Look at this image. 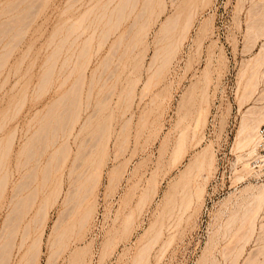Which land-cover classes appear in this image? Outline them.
<instances>
[{
    "label": "rangeland",
    "instance_id": "obj_1",
    "mask_svg": "<svg viewBox=\"0 0 264 264\" xmlns=\"http://www.w3.org/2000/svg\"><path fill=\"white\" fill-rule=\"evenodd\" d=\"M103 1L98 0L99 7L96 0H0L1 23L5 21L4 19L7 17L6 20H9V18L13 19L14 16L19 17L18 22H16L17 18L13 19L14 23L17 24V29L14 27L16 31L12 32V34L9 33L10 36L6 34L3 41L0 40V53L4 52V55L0 54V58L2 59V63L0 60V125L3 124L4 126L0 132H2V144H4L6 137L10 133L16 131V141L13 142L11 161H13L15 150L18 149V146L20 147L22 140L24 141L23 133L28 126L29 118L30 122L32 121L31 128L33 130L36 128V124H33L37 123V120L39 123L41 116H52L51 110H53V108H59L56 104L57 102L55 103L57 107H53L55 106L54 102L58 98H56V96L62 94L67 87V84L56 87V72L52 83L43 81V76L50 62L47 60H49V53L52 52L53 43L56 41L59 42V37L61 36L62 38L64 36L65 25L67 30L70 29L67 25L72 24V19H76L77 21L79 15L81 16L85 13L84 10L86 7L88 8V10L86 8L87 13L90 16L86 20H91V17L95 15H93V12L89 13V11L95 6V3H97L96 7H93L94 10L91 11H95L96 14L97 11L95 9L98 6L99 10L98 8L97 10L99 12ZM143 1L145 0H140L139 5H141ZM177 1V8H184V11L180 18L181 25L174 29V34L172 33L173 37L172 35L170 37L172 38L171 40L176 41V43L179 41V43H177L178 45H175V48L177 46L174 51L176 54H173L175 57L171 56L172 63L169 62L170 64L167 65L168 67L161 68V70H156L157 68L155 67L149 68L147 65L156 47L155 39H157V35H160V31L158 30L160 21L174 10V5L170 7L172 3H170V0H167L168 8L161 12L158 18L159 12L156 11L162 9V1L159 2V0H154V9L157 8L153 12V16H151L152 21L150 22V26H147L151 28H146V40L144 39L142 42L143 44L138 47L142 54H144V56L142 54L140 55L141 52L139 51V57L143 58L146 56L142 60L143 63L138 66L139 68H132L133 70H130V66H127L125 69H119L120 75L118 79H116V75L109 76L108 70H105L100 81L95 84L90 97L92 104L89 105L87 109V104H85V109L81 113V119L92 112V115H90L93 117L90 121L92 126L90 125L91 127L88 128H91L89 130L90 134L98 130L96 129V125L98 122L104 121V118L105 121L107 120V124L110 123L107 127L110 128V130L107 128V130L103 129V137L101 136V140L108 137L107 134H111V137L105 138V141L102 140L101 145L103 147H99V149L103 148V151H105L103 152L100 150L102 155L106 153L105 158L104 155L103 157L101 155V160L103 159V172L101 174L99 173L100 177H98L99 174L96 175V178L99 179L95 180L97 183H95L94 187H92L93 183H91V185L89 184L90 190L92 189L93 191H90L85 205H83V208L80 207V210L77 211L78 213L70 214L71 216L65 214L68 212L71 213L70 211L66 212L67 209L71 208V205L69 204L70 206L67 205L68 207H65V203L63 202L64 205L61 203L63 199H59L54 204V207L51 205L48 208L49 211L47 210V213L49 215L47 214L45 217H49L47 220L44 218L46 224L44 222L39 226L40 229L37 230H34L36 227L35 224H31L34 236L42 230L41 226H45L42 227L43 230H45L42 236L43 240L40 241L41 245H39L40 252L37 256L38 260H35V264H134V257L138 253V250L140 251V248L142 249L144 247L146 240L148 241V239H152L151 236H154V234L150 235V231H156L158 228H163L161 232L162 236L160 235V238L156 239L157 242L155 239V241H148L150 244L151 242L153 243V241L155 243L154 245L151 244L152 247L148 248L150 249V254L148 257L146 253V257L149 259L148 262L144 260L143 264H249L250 262L248 261H250L252 256L254 260L257 255L259 256L256 258V261L258 258H264V244H262V242L264 243V231L262 232V230H264V225H262L263 229L259 227L264 222V203L260 206L262 208L256 212L258 213L257 216L255 213L256 218L253 220V222L255 221V224L253 223L254 226L256 225L254 228L255 232L247 229L248 232L245 233L247 226L246 224V227L244 226L243 221V224L241 223L244 215L243 213L246 210L245 208L249 205L248 202H251V200L254 199L253 195L258 193L257 191L263 187L264 145L260 143L261 139L258 138L257 150L251 155L250 153L248 155V148L246 145L245 147L237 145L238 139H243L245 136V134H243L244 132L240 133V131L244 119L243 117H246L248 114V107H251L252 104H264V50L261 51L262 54L261 52L257 53L261 48L260 45H262L260 42L264 41V33L261 35V31L263 32L264 30V27H262L264 26V19L262 20V17L264 18V12L262 11L264 10V0H211L206 4H201L202 2L200 0H195L199 3L196 8V14L194 13L193 15L194 19L191 23L192 26L188 28L190 30H187L188 32L186 31L185 33L181 32V28H183L182 25L186 14L190 10L191 4L189 0H183V2L182 0ZM114 3L115 2L112 4ZM158 3L161 4L159 5ZM90 5L92 6L89 9ZM199 6H201V8ZM15 10H18L17 12L22 16L18 13L14 14L16 12ZM8 12H13L14 15L11 16ZM208 18L210 22L207 20ZM127 21H129V19ZM204 21L209 28L207 30L201 27ZM256 21L257 23H254ZM256 24L257 26L259 25L258 29L260 28L259 30L257 29L258 31L255 30L257 28ZM250 28H254L253 30L258 32V34H256L258 36L254 35L255 33L253 30L252 32L250 31V33ZM261 28L263 30H261ZM15 29H13V31ZM59 30L62 32H57ZM53 31L57 35L54 34ZM59 33H62V35L60 34V36H58ZM52 34L56 35V37H54L55 42L53 41ZM179 34H184L183 36L186 37L180 36V38H178ZM114 36L115 35H113L111 39ZM1 41L3 44L5 42L6 45L4 44V46ZM109 41L104 45L101 52L94 55L87 71L88 82L91 77L92 69L100 63L99 57H103ZM78 42L80 43V41ZM95 42L94 44L97 43ZM166 42L167 41H164L163 43ZM79 43H76V45L81 46ZM160 43L161 42L157 45ZM14 44L17 45L8 53L7 50H5L6 46H13ZM68 45L69 44L66 46L68 47ZM76 45H73L72 48H75ZM79 46H76V49H79ZM172 46H174V44ZM72 48L70 50H72ZM64 50L63 54L64 52L66 53L68 49L66 48ZM79 51L80 49L77 53H79ZM5 52H7L6 55ZM75 54L73 58H75ZM256 54L259 55L258 60ZM77 56L80 61L86 60V56L82 54H80V56L77 54ZM260 56L263 60L260 59ZM61 58L62 57H60L59 62ZM4 59L5 61H3ZM100 67L103 68L101 65ZM252 69L257 74L259 73L257 75L258 82L255 84L253 82H255L256 78L254 81L253 78L256 77V73ZM135 76L136 79L137 77L139 78L137 79L139 81L134 79ZM75 77L76 73L71 76V80H74ZM105 78H108V80L103 82ZM246 79L249 80V82L247 80V83L251 84V86L248 85L250 88H246ZM134 81H137L134 92L128 97L127 92ZM88 82L84 88L83 96H86L84 98L85 101L88 100ZM191 87L194 88L195 95L189 103V105L192 106L188 108V116L186 114L187 117L185 119L186 123L193 122L195 107L198 106L201 96L204 95L203 93H205V95L207 94V98L209 97L208 122L205 127L206 137L202 145L209 144L210 142L216 156L214 155V165H212L211 169L209 170L206 168L203 170L204 173H208L207 179L205 180L202 175L198 176L199 178L197 181L199 180L203 185L205 183L201 191L203 192L201 193L202 195L198 194V197L197 195H193L192 199L196 203L192 201L191 208L188 206V209H190L184 212L181 211L184 207L182 206L184 200H182L181 203V197L183 196L182 199H185L191 189L195 188V184L197 186L199 183H195L194 181L193 184L192 182L194 187L191 183V186L189 184L185 185L184 180L180 178L181 172L184 170L190 157L195 151L201 148V146L194 147L191 145V148L189 146L188 152L184 157V162L177 163L175 159L176 163L172 165L175 160L172 159V162L170 158L174 155L175 140L176 136L178 137L177 133H179L178 131L180 129L178 127H181L182 123L186 124L184 119V122L182 121L181 124H176L179 118L178 101H180L183 94L191 89ZM244 88L248 89V96L246 97V94H242V92L246 93ZM143 89L145 91L144 94H142ZM108 92H110L109 94H111V96L106 98L105 94ZM240 95H244V98ZM257 101L259 102L257 103ZM98 102L101 104L103 103L102 106ZM263 104L261 106H264ZM46 113H48V115ZM35 116H37L36 119H34ZM128 116H132V119L130 120V124L124 126L121 124L123 122L122 119ZM263 122L264 120L260 122V125ZM85 132L88 131L86 130ZM164 137L168 138L166 139L167 141ZM108 139L109 142H107ZM106 142L107 145L104 147ZM73 147L66 165L71 164L74 153L77 152L76 148H78V144H74L73 142ZM117 154H119L118 157H116ZM114 155L115 158L113 157ZM98 157H100V155H98ZM245 160L249 162V165L247 163L249 173L243 169ZM88 163L85 161V165L83 166H86ZM12 164L13 163H11V166H13ZM115 165L117 166L115 167ZM67 167L68 166H66V169ZM93 168L94 167L91 169ZM112 168L115 171H112ZM238 173L240 175L244 174L242 175L243 177L240 178ZM42 175L41 168L38 170L37 182H40L42 178L44 179ZM67 175L65 179L66 183L64 184L66 187L68 186ZM17 176H19V174H17ZM149 177H151L152 180ZM200 177L206 182H203V179ZM154 182L157 183L155 184ZM150 184L151 186L149 187ZM145 187L148 189L147 192L150 191L152 193L151 196H148V193H145L146 191H142L146 190ZM154 187L156 188L154 189ZM184 188L186 189L183 191ZM50 189L49 187L47 191H40L41 193H39L38 198L33 202V206L26 211L24 220L33 218L37 212L38 205L43 201L46 193ZM153 189L155 193L152 191ZM143 192L145 195L142 194ZM178 192L179 194L182 193V195H175ZM185 192L186 196H184ZM252 192L256 193L253 194ZM141 194L146 196L142 198L143 200L148 196V200H144L146 203L143 200V202L140 201L141 199L139 200V198L142 197ZM171 197L174 198L173 201ZM61 198L63 197L61 196ZM3 200L4 197H2L1 204ZM176 202L182 206V208H180L181 210L179 209L184 213L181 214L183 215L182 217H180L181 212H179L178 208L176 209L174 207L175 205L178 206ZM246 203L247 205H245ZM1 204L0 228H3V218L8 210L7 207L3 204L1 206ZM168 204L170 208L175 209L174 211L177 210L175 213L173 211V218L171 215L167 214V211H172V209L168 207ZM165 205L170 210H167ZM180 205L179 207H181ZM63 207L66 208H64L65 212L62 210ZM84 207H90L92 209L90 214L91 217L88 218L86 222L87 225L85 224L83 227L84 229L82 228L80 231L76 227L78 233L76 228H74L76 232H73L69 224L78 220L77 218H79L80 214L85 209ZM136 207L139 209L133 210ZM59 209L63 211L62 213L65 214L66 217L60 214L61 212ZM183 209L185 210L187 208L184 207ZM164 210L168 217L165 216L166 214L163 215L165 213ZM79 212L81 213L79 214ZM131 212L134 215V217L132 215L133 220L129 216ZM176 213L179 215H175ZM160 214H162L163 217H160ZM60 215L63 217H60ZM67 215L69 217L73 215V217L68 218ZM169 216L171 217L170 221L174 220L176 216L177 222L175 220L174 222L166 221V219H169ZM56 217L65 218L63 222H67V225L63 223L62 225L61 222L60 224L57 222L55 223L54 220L57 219ZM128 218L129 220H127ZM70 219L73 220L71 221ZM53 221L60 227V230L66 227L72 230V233L70 232V236H72H69V247L67 246L68 248L66 247V249L59 252L58 250H56L57 252L54 251L56 249L55 247V249L53 248L54 243L50 244V242L55 239L53 233L57 234L53 230L56 226L53 224ZM161 223H163V227ZM168 223H171L172 226L170 224L168 225ZM173 223H176V226ZM51 225L52 227L54 225V227L52 228ZM57 229L55 231H59ZM51 230H53V232ZM49 231H51V234L54 236V239H52L53 237L50 235L52 237H50V241H48ZM155 231H152V233H155ZM251 231L253 232V234L251 233L252 235L249 233ZM34 236L32 235L29 237V242ZM247 236L250 237L248 238ZM106 242H110V244L108 245ZM147 244L146 246H149ZM257 244L259 246H257ZM261 248L262 251L260 250ZM148 249H145V251ZM257 250H260V253ZM23 252V249L18 252L15 248L11 263L16 264L19 262L18 264H20V258H22L21 255H23ZM50 252L51 254H49ZM82 253L84 254L82 255ZM248 254L251 255L249 256ZM246 255L250 259H247ZM13 257L15 260H13ZM16 257H19V259ZM256 263L259 264V262Z\"/></svg>",
    "mask_w": 264,
    "mask_h": 264
},
{
    "label": "bare ground",
    "instance_id": "obj_2",
    "mask_svg": "<svg viewBox=\"0 0 264 264\" xmlns=\"http://www.w3.org/2000/svg\"><path fill=\"white\" fill-rule=\"evenodd\" d=\"M160 1H162V4L160 3L162 5V7H161L162 9L160 11H156V12H159L158 18L160 16V13L165 11L168 8V4L166 2L167 0H159V2ZM170 1H171L170 3H172L170 5V7L172 5H174V8H173L174 10L172 9L173 12L171 14H168L163 20L160 21V25L158 26L159 27L158 30L160 31V33H159L160 35L159 36L157 35V39H155L156 41L154 40L156 47L154 49V52L151 56L149 63L147 64L149 66V68L155 67V68H157L156 70H158V69L161 70V68L162 69L165 68L168 64H170L169 62L172 61L171 56H173V54H176L174 51L177 48V46L175 48V45H178L177 43H179L178 38H180V36L184 35V34L180 35L181 32L185 33L187 30H190L188 28L190 26H192L191 23H192V20L194 19L193 15L196 12V8L198 7V4H199V3H197L198 1L196 2L195 0H189L191 7L185 16V20H184V23L182 25L183 28H181L182 30H181L180 34L178 35V38H177L178 42L176 43V41L171 40L172 38H170V37H171V35L173 37L174 31H175L174 29L181 25L180 18H181V15L183 14L184 8H177V6H178L177 0H170ZM200 1L202 2L201 4H206V3H209L211 0H200ZM96 2H98V0H96ZM113 2H115V3L112 4ZM139 2H140V0H104L101 3V9L99 12H98V10H99L98 6L100 7L99 2H98V4L94 2L95 6H93V7L95 8L96 4H97L98 10H97V8L95 9L97 11V13L95 14V11H91V10H94V8L93 7L91 8L92 5H90L89 9L91 8V10L89 11V13L93 12L94 13L93 15H95V16L92 15L93 17H91V20L90 19L86 20L88 17H90L89 14L87 13L88 8L86 7L87 10L85 8V10H84L85 13L82 14L81 16L79 15V19H77V21H76V19L73 20L71 18L73 21L72 24L67 25L70 29L67 30L66 29L67 27L65 25V30H64L65 34L63 33L64 36L62 38L60 36V34L62 35V33L58 34V36H60L59 40L57 38V40L59 42H57V41L55 42V39H54V37H56V35H57L56 33H54V31L57 29H55L53 31V33L56 35L52 34L53 37H52V35H51V37L53 38V41L55 43H53V47L51 49L52 52H50L48 55L49 60H47V61H50V62H49V65L47 66V70L43 76V81H47V83H49V82L52 83L54 81V74L56 72V74H55V81H57L56 87H61V85L67 84V87L64 90V92L62 94H59L58 96H56V98L58 97L57 99L55 98L56 101L54 102V104L57 102L56 104L59 106V108H56V109L53 108V110L49 109V110H51L52 116H41V118L39 119V123L37 120L38 124L37 123L33 124V125L36 124V128L33 130L31 128V126H32L31 122L32 121L30 122V118H29L28 126L25 128V132L23 133L24 141L22 140V142L20 143L21 144L20 147L18 146V149L15 150L13 161H11V155H12L13 142L16 141V131L10 133L6 137V139H5L6 141L4 144H2L3 135H2V132H0V202L2 201V197H4L2 204L5 207H7V210H8V212L5 210L7 212V214H5L4 215L5 217L3 218L4 219V225H2V226H4V227L0 228V230H1L0 231V264H10L11 263V259H12V256L14 254L15 248L18 252L22 249L24 250L23 255H21L22 258H20V264H33V263L35 264V260H38L37 256L40 252L39 251V248H40L39 245H41L40 241L43 240L42 236L44 235V230H45V229L43 230L42 227H45V226H41L42 230H40L38 232V234H36L34 236V234L32 232V228H31V226H32L31 224L34 223L36 226L34 230L40 229L39 226L45 222L44 218H46L45 216L48 214L47 213L49 211L48 208L51 205H52V207H54L55 206L54 204L59 199L60 200L63 199V201H61V203L64 202L65 205H64V203H63V205L65 207H68L67 205H69V204L71 205V206L69 205L71 207L70 208L71 210L67 209V211H66V212L70 211L71 213L68 212L65 214L70 215V214L78 213L77 211L80 210V207L83 208V205H85L86 199H88L87 196H89L90 191L91 192L93 191L92 189L90 190L91 183H93L92 187H94L95 183H97V181H95V180L99 179V178H96V175H98L99 173L101 174L103 172V170H102V160L103 159L101 160V155H102L101 151H103V148L99 149V147L102 146L101 145L102 140H104L105 138L107 139L108 137L109 138L111 137V134H107L108 137H105L104 139L101 140V136L103 137L102 131H103V129L104 130H107V129L110 130V128H107L110 123L107 124V122H106L107 120L105 121V118L103 119L104 121L99 120L100 122H98V124L96 125L97 126L96 129H98V130H96L95 132L90 134L89 130L91 128L90 129H88V128L92 126L90 124L91 119H93V117L90 116V115H92V112H91V114L89 113L88 116H85L84 118L82 117L83 119H81V113L85 109V104H87L86 109L89 105L92 104L90 97H91V94L93 92V88L95 87V84L100 81V79L102 78L101 76L103 75V72L105 70H108L109 76L116 75V79H118V77L120 75L119 69H121V68L125 69L127 66L131 67L130 70L132 68L136 69L139 65H141V63H143L142 60L146 56L143 58L139 57V51L141 52V50H139L138 47L143 44L142 42L144 41V39L146 40V33H147L146 28H149L147 26L148 25L150 26V24H151L150 22L152 21L151 16H153L152 14H154L153 12L155 11V9L157 7L154 9V7H155V6H153L155 4L154 0H145V1H143L144 3L141 2L142 3L141 5H139ZM182 2H183V0H182ZM199 7L201 8V6H199ZM15 11L16 12L14 14L18 13L17 12L18 10H15ZM170 11H171V9H170ZM262 11L264 12V10H262ZM186 12H187V10H186ZM8 13L11 14V16L14 15L13 12L12 13L8 12ZM6 15H8V14H6ZM20 16H22V15H20ZM261 16H262V14H261ZM16 18H17L16 22H18L19 17H15V16L13 17V19H16ZM6 19H4L5 21H3L2 23L0 22L1 23L0 24L1 25L0 26V34H1L0 40H2V41L4 40V38H5L4 36L6 34H9V33L12 34V32H15L17 29V24L14 23V20L12 18L11 19L9 18V20H6ZM128 19H129V21H127ZM263 19L264 18L262 17V20ZM207 20L210 22L209 18ZM257 21L254 23H257ZM260 23H261V21H260ZM14 24H15V26H14ZM200 24H201V22H200ZM263 24H264V22H263ZM252 25H249V26H252ZM258 26L256 24L257 28L254 27V28H256L255 30L258 29ZM14 27H16V29ZM201 27L203 29H206V30L209 29L207 27L205 21L202 23ZM262 27H264V26H262ZM18 28H19V26H18ZM13 29H15V30L13 31ZM250 29H249V32L250 31L252 32L253 29H251V30ZM60 30H63V29H60ZM60 30L57 32H62ZM261 30H263V29L261 28ZM67 31H69V32H67ZM253 32L255 33L254 35L258 34V32L256 33L254 30H253ZM261 33H262L261 35H263L264 30H263V32L261 31ZM82 35H84V36H82ZM113 35H115V36L111 39V37ZM9 36H10V34H9ZM256 36H258V35H256ZM80 37H81V39H80ZM183 37H186V36H183ZM182 40H183V38H182ZM182 40H180V41H182ZM2 41H1V43H2ZM78 41H80V43ZM107 41H109L107 50L103 54L102 58L99 57V59H100L99 64L101 66H103V68L100 67L99 64H97L92 69L91 77H90L89 82H88V79H87L88 78V73H87L88 67H89L94 55L101 52V50L104 48V45H106ZM162 41L163 42L167 41V42L163 43ZM94 42L96 44H94ZM159 42H161L163 44L160 43L159 45H157ZM76 43H79L81 46L76 45ZM260 43L262 45H260L261 48L259 49V51H257V53L264 50V41H262ZM4 44H5V42H4ZM67 44H69L68 47L66 46ZM173 44H174V46H172ZM16 45L17 44H14L13 46L7 45L5 50H7V52L9 53L10 51H12L14 49V47ZM73 45L80 47L79 53H77L79 49H76V46H75V48H72ZM65 47L68 50H66V53L64 52V54H63V51H65L64 49H66ZM71 48H72V50H70ZM7 52H5V55ZM176 52H177V50H176ZM3 53H0V54L4 55ZM62 54H63V56H62ZM74 54H75V56H74L75 58H73ZM77 54H79V56H80V54H82L83 56H86L85 57L86 60L85 61L78 60ZM141 54H142V52L140 53V55ZM261 54H262V52H261ZM142 55L144 56V54H142ZM256 56H257L256 58L258 60L259 55L256 54ZM60 57H62V58L59 62ZM129 57H130V59H129ZM173 57H175V55ZM72 58L73 59L77 58V59L73 60ZM260 59H261V56H260ZM263 59H261V60H263ZM0 60L2 63L1 58H0ZM3 61H5V59ZM248 65H250V64H248ZM252 65H253V63H252ZM245 69H246V67H245ZM244 71H246V70H244ZM254 72H253V74L255 75L256 72L255 73ZM74 73H76V77L74 80H71V76ZM250 74H249V77H250ZM258 74L256 73V77H254V75H253V77H254L253 81L256 78L255 82H253L254 84L256 82H258V76H257ZM108 78L103 79L104 80L103 82L107 81ZM134 79L137 80L139 78L137 77V79H136V76H135ZM151 79H152V77H151ZM248 79H246V86H247V87L245 86L246 88H250V87H248V85L251 86V84L247 83ZM250 80H251V78H250ZM137 81H139V80H137ZM137 81L136 82L134 81V83L132 82V86H130L131 88L127 92L128 97L130 95H132V93L134 92V87H135ZM87 82L89 83L88 95H87L88 100L85 101L84 98L86 96L84 97L83 95H84V88H85V85ZM248 82H249V80H248ZM253 85H252V87H253ZM246 88H244L246 93L242 92V94L243 93H244V95L246 94L245 97L248 96L247 95L248 89H246ZM144 92L145 91L143 89L142 94H144ZM109 93L110 92L105 94L106 98L108 96H111V94H109ZM203 94L204 95L201 96V100H200L198 106L195 107V110H194L195 116L193 118V122L191 121L192 123L187 122L188 123L187 124L185 119L188 116V114H187L188 108H190L192 106V105L190 106L189 103L194 98V95H195L194 88L191 87V89H189L187 92H185L183 94L180 101H178L179 102V106H178L179 118H178V121L176 124H181L183 119L185 120L186 124L182 123L181 127L180 126L178 127L180 129L178 131L179 133H177L178 137L176 136V140H175V148L173 150L174 155L170 159L171 160L176 159L177 163L184 162V157H185L186 153L188 152L189 146H190V148H191V145L194 147L201 146V148H199L198 150L196 149L197 151L194 150L195 153L193 152L194 154L193 155L191 154L192 156L190 157L189 161L186 163L184 170L181 172L180 178L184 180L185 185H187V184L190 185V183L192 184V182L194 184V181H195V183L196 182L199 183L197 186L195 184V188H193L194 185L192 184L193 189H191V191L189 192L188 196L185 197V199L184 198L182 199L183 196L181 197V203H182V200H184V203H182L183 204L182 206H184L187 209L184 210L183 209L184 207L182 208V206L178 202H176V203H178V206L175 205L174 207L176 209L178 208V210L180 208H182V210L181 209L180 210L184 211V212L191 208L190 206L192 205V201H194L192 199L193 195H195V196L197 195V197H198V194L203 193L201 191L203 190L202 188H204L205 183L203 185L202 182H199V180L197 181V179L199 178L198 176L202 175L205 180L207 179L208 173H204L203 170L206 168H208L209 170L211 169L212 165H214L213 163H214V159L216 156L214 154V151H213L214 149H212L210 142H209V144L207 143L206 145H202L203 141L205 140V137H206L205 127H206L207 122H208V98H209V97L207 98V96H208L207 94L206 95H205V93H203ZM244 95L243 96L240 95V96L244 98ZM203 96H204V98H203ZM195 100H197V99H195ZM162 101H163V99H162ZM100 102H103V101H100ZM100 102H98V103H100ZM258 102L259 101H257V103ZM52 104H53V101H52ZM56 104H55V106L50 105V104L49 105L53 106V107H57ZM100 104H98V105H100ZM102 104H101V106H102ZM262 104L260 103V105H257V104L256 105L252 104V106L250 105L251 107H248V109H247L248 114L246 115V117H243L244 119H243L242 128H241L240 133L244 132L243 134H245V136L243 139L239 138L238 139L239 141L237 140L238 141L237 145L238 146H244V147L246 145L248 148L247 149L248 155H249V153L251 155L254 151L257 150L256 149L257 140H259L258 138H260V136L258 135V129H259L258 127L260 125V122L264 120L263 119L264 118V115H263V112H264L263 107L264 106H261ZM101 106H99V107H101ZM50 108H52V107H50ZM192 110H193V108H192ZM191 113H190V115H191ZM46 114L48 115V113H46ZM186 114H187V116H186ZM36 117L37 116H35L34 119H36ZM131 117L130 116L125 117V118L123 117L124 119H122L123 122L121 124H123L124 126H127V124H130V120L132 119ZM31 118H32V116H31ZM190 120H191V118H190ZM93 125H94V123H93ZM3 127H4L3 124H1L0 130L3 129ZM30 129H31V131H30ZM86 130L88 132H85ZM106 133H108V132H106ZM164 139L166 140L168 138L164 137ZM73 142H74V144L75 143L78 144V148H76L77 146L75 147L77 152L74 153L71 164L66 165V162H67V160H68V158L72 152V148H74ZM107 142H109V139L107 140ZM107 142L105 143L104 147H106ZM119 150H118V153L120 154ZM106 151H108V150H106ZM103 152H105V151H103ZM116 153H117V151H116ZM105 154L103 153L104 158H105ZM119 154H117L116 157H118ZM98 155H100V157H98ZM103 155H102V157H103ZM115 155L113 156L114 158H115ZM176 160H175V162H173V160H172V162H173L172 165H174V163H176ZM85 161H87V163L88 162L89 163L86 164V166H83V165H85L84 164ZM95 161H96V163H95ZM104 162H105V159H104ZM172 162H170V163H172ZM11 163H13L12 165L14 166V168H13V166H11ZM247 163L249 165V162H247V160H245V166H243V169L246 172L249 169ZM117 165H115V167ZM126 165H127V163H126ZM66 166H68L67 169H66ZM92 167H94V168L91 169ZM41 168H42V173H43L42 176H44V179L42 178L43 179V180L41 179L42 181L40 180V182L39 181L37 182L36 180H37L38 170H40ZM243 169H242V171H243ZM112 171H115V170L112 168ZM16 173L19 174V176H17ZM154 173H156V172H154ZM247 173H249V171ZM100 174L98 175V177H100ZM66 175L68 176V180H67L68 186L67 187L64 185L66 183L65 182ZM242 175H244V174L240 175L238 173V176L240 178L243 177ZM149 178H151V177H149ZM203 178H201V179H203ZM201 179H200V181H201ZM204 179L202 180L203 182L205 181ZM151 180H152V178H151ZM152 183H153V181H152ZM150 186H151V184L149 185V187ZM153 186H156V185H153ZM47 187L48 188L50 187L51 189L46 193V196L44 197L43 201L38 205L37 212L35 213L33 218L32 219L29 218V219L24 220L25 215H26V211L29 210L33 206V202L38 198L39 193H41L40 191L46 190ZM8 188H9V190H8ZM48 188H47V190H48ZM155 188L156 187H154V189ZM186 188H187V186H186ZM186 188H184L183 191ZM145 189H146V187H145ZM154 189L152 190L153 192L155 191ZM188 189H189V187H188ZM147 190L148 189L142 190V191H146L145 193L146 194L148 193V196H151L152 193L150 191L147 192ZM178 191H179V188H178ZM257 192L258 193L252 192L253 194L256 193L255 195H253L254 199H252V200L250 199L251 202L250 201L248 202L249 205H248V207L245 208L246 210L243 213L244 215L242 214L243 219L242 220L240 219L241 223H242V221L244 222V226H245V224L247 227L249 226L248 228L245 226L246 227L245 233L248 232L247 229L254 231V228L256 226V225L254 226L255 221L253 222V220L256 218L255 213L258 212V210H260L262 208L260 206L264 203V201H263L264 200V183H263V187H261ZM142 194H144V192ZM180 194L182 195V193H180ZM180 194L178 192L175 195L179 196ZM185 194H186V192L184 193V196H186ZM144 195H142V197L139 198V200L141 199L140 201L143 200L142 198L146 197ZM169 195H171V194H169ZM61 196L63 198H61ZM148 196L146 198L147 200H148ZM146 199H144V200H146ZM173 199L174 198H172V201H173ZM165 201H166V199H165ZM170 201H171V199H170ZM178 201H180V200H178ZM144 202L146 203V201H144ZM66 203H68V204H66ZM138 203L140 204L141 202H138ZM194 203H196V202L194 201ZM2 204H1V206H2ZM141 205H144V204L141 203ZM179 205L181 207H179ZM245 205H247V203ZM245 205H244V207H245ZM137 206H138V204H137ZM188 206L190 207L189 209H188ZM65 207H63V209H62L63 211L66 209ZM139 207H140V205H139ZM166 207H164V208H166ZM168 207H169V204H168ZM168 207H167V210L172 209L170 207H169L170 209H168ZM135 209H139V208L136 207L133 210H135ZM59 210L61 212V213L60 212L59 213L62 214L63 216H65V214L62 213L63 211H61V209H59ZM174 210L175 209H172V211H167V214L172 216V214H174L177 211V210L176 211H174ZM180 210H179V212H181ZM91 211H92V209L90 207H87L83 210V212L81 211L82 213L79 212V214L80 213L81 214H80L79 218H77L78 220H75L69 224V227L72 228L73 232L75 231L74 228H76V227L79 230L84 227V225L88 221V218L91 217L90 216ZM164 211H163V213H164ZM173 211H174V213H173ZM182 213L183 212L180 213V217L183 216V215H181ZM58 214H57V216H58ZM165 214H166V211L163 215H165ZM167 214L165 216H167ZM62 215H60V217ZM132 215L133 214L131 212V215H129L131 217V219H132ZM175 215H179V214L176 213ZM233 215H235V214H233ZM252 215L254 216V218ZM257 215H258V213H256V216ZM161 216H162V214H160V217ZM48 217L49 216H47V218ZM72 217H73V215H72ZM72 217L68 216V218H72ZM133 217H134V215H133ZM47 218H46V220H47ZM58 218L54 220L55 223L56 222L59 224H60V222H61V224L67 223V222H63V221H65L64 220L65 218L64 219L63 218L58 219ZM129 218L127 220H129ZM170 218L171 217L169 216V219H166V221L167 220L170 221ZM172 218H173V216H172ZM233 218H234V216H233ZM158 219H159V216H158ZM70 220L72 221L73 219H70ZM70 220H69V222H70ZM127 220H126V222L128 223ZM164 220H165V217H164ZM174 220L176 221V216L174 217ZM174 220H172V221L174 222ZM54 221H53V224L56 225L54 223ZM172 221H170V222H172ZM160 222H162V221H160ZM260 222H262V221H260ZM163 223H161V226L163 225ZM263 223L262 224L260 223L261 226H259V227L262 228L263 227L262 225H264ZM45 224H46V222H45ZM155 224H156V222H155ZM169 224L171 225V223H168V225ZM173 224L176 226V223H173ZM54 225H53V227H54ZM62 225H61V227L63 228ZM153 226H155V225H153ZM51 227H52V225H51ZM126 227L127 226L125 225V228ZM158 227H159V223H158ZM55 228L56 229L59 228V229H57L59 231H55L56 230ZM77 228H76V230H77ZM148 228H150V227H148ZM155 229H156V227H155ZM162 229L163 228H158L156 231L151 230L150 235L154 234V236H151L152 239L150 238V239H148V241L150 242L154 239L155 240L159 239L160 235L162 236V234H161V232L163 231ZM238 229H240V228H238ZM53 230L55 233H57V234L53 233V235H55V239H54V236L51 234L53 232ZM53 230H51L52 232L49 231L50 233H49V238H48L49 239L48 241H50L52 237H53L52 239H54V241L52 240L50 242V244L54 243L53 248L54 247L56 248V249L54 248L55 250L54 249L53 250L54 251L58 250V252H59L61 250L66 249V247L69 245V241H70L69 236H70V232L72 233V230H69V228H67V227L60 230V227H58L57 225L54 227ZM152 231H155V233H152ZM240 231H242V230H240ZM257 231H260V230H257ZM263 231L264 230H262V232ZM77 233H78V230H77ZM249 233L253 234L252 231ZM32 235L34 237H32V240L30 239L31 241L29 242V237H31ZM46 235H48V234H46ZM145 236H147V235H145ZM148 236H149V234H148ZM261 238H259V239H261ZM244 239H246V238H244ZM148 241L146 240V242L144 244L145 249L152 247L151 244L154 245V243H155L153 241V243L151 242V244H150ZM248 241H250V240H248ZM156 242H157V240H156ZM106 243H108V242H106ZM109 244H110V242L108 243V245ZM146 244L149 246H146ZM262 244H264V243L262 242ZM257 246H259V245L257 244ZM144 247L142 249L140 248V251L138 250V253L134 257L135 258L134 264H143L144 260L146 262H148L149 258L146 257V253L148 256L150 254V249L145 251ZM262 248L260 249L261 251H262ZM71 252H73V251H71ZM49 254H51V252ZM83 254L84 253H82V255ZM16 255H14V256H16ZM48 257H49V255H48ZM246 257H247V259H250L247 255H246ZM257 257H259V256L257 255L256 258ZM256 258L254 260V257L252 256L250 261H248V262H250L249 264H254L256 262H259V264H264L263 263L264 258L263 259L258 258L259 260L257 259V261H256ZM17 259H19V257ZM13 260H15L14 257H13ZM262 260H263V262H262ZM260 261H261V263H260ZM13 263H14V261H13ZM18 263H16V264H18ZM256 264H258V263H256Z\"/></svg>",
    "mask_w": 264,
    "mask_h": 264
},
{
    "label": "built area",
    "instance_id": "obj_3",
    "mask_svg": "<svg viewBox=\"0 0 264 264\" xmlns=\"http://www.w3.org/2000/svg\"><path fill=\"white\" fill-rule=\"evenodd\" d=\"M259 136H260V139H261V144L263 143L264 145V122L260 125L259 127Z\"/></svg>",
    "mask_w": 264,
    "mask_h": 264
}]
</instances>
